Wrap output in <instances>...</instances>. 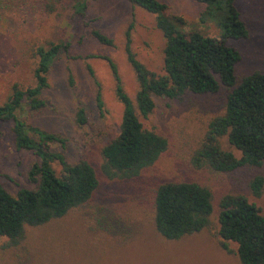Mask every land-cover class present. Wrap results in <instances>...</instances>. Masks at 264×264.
Listing matches in <instances>:
<instances>
[{"label":"rangeland","instance_id":"rangeland-1","mask_svg":"<svg viewBox=\"0 0 264 264\" xmlns=\"http://www.w3.org/2000/svg\"><path fill=\"white\" fill-rule=\"evenodd\" d=\"M158 1L166 6V17L184 21L183 32L219 38L220 16L208 15L204 5L193 0ZM85 2L89 28L111 39L112 46H102L89 36L87 27L73 15V0H0V104L10 96L12 85L21 90L34 86L38 47L68 43L66 52L59 53L49 66L47 86L39 95L43 107L33 112L23 101L15 114L25 125L65 139L63 149L52 144L50 150L63 153L71 163L87 161L98 180L83 206L45 225L25 227L16 244L0 237V264H239L233 244H229L233 252L227 254L216 243V206L224 195H242L264 215V162L257 168L217 173L193 161L208 122L221 112L225 93L155 98L152 112L138 120L144 129L166 139V150L135 179L106 178L100 170L99 150L117 134L122 106L101 57L113 62L123 92L133 101L138 86L124 55V32L129 31L136 59L155 74L161 73L164 40L155 27V16L126 0ZM233 4L247 32L243 39L226 41L240 56L235 78L264 74V0H233ZM97 93L101 109L95 103ZM80 108L84 113L81 124L76 122ZM11 127V122H0V185L15 194L20 188H33L27 172L36 158L30 151L15 148ZM218 145L238 157L224 137ZM52 168L59 169L56 164ZM254 176L263 179L257 198L248 189ZM177 181L206 187L213 211L206 229L168 241L153 227L152 190L159 183Z\"/></svg>","mask_w":264,"mask_h":264},{"label":"trees","instance_id":"trees-1","mask_svg":"<svg viewBox=\"0 0 264 264\" xmlns=\"http://www.w3.org/2000/svg\"><path fill=\"white\" fill-rule=\"evenodd\" d=\"M126 1L155 16V27L164 40L162 66L160 74L148 71L130 49L129 31L124 32V55L138 86L131 101L122 90L113 62L101 57L110 69L115 82L114 94L122 106L117 134L99 150L102 174L109 179L131 180L154 164L166 150L167 141L144 129L138 116L146 118L152 112L155 98L177 100L184 93H225L221 112L208 122L194 163L217 173L261 166L264 162V74L254 72L235 78L234 66L240 56L226 41L243 39L247 32L233 0H193L204 5L208 15L220 16L218 39L195 31L183 32L180 27L184 21L176 16L166 17V6L158 0ZM87 8L85 0H73V15L87 27L89 36L102 46H112L111 39L89 28ZM68 46L61 42L49 43L45 49L38 47L34 86L21 90L12 85L10 96L0 104V122L12 123L15 148L30 151L36 158L27 172L33 188H20L10 194L0 185V237L7 238L10 244L21 239L25 227L45 225L86 204L98 185L97 176L87 161L78 159L71 163L63 153L50 150L52 144L63 149L65 139L25 125L15 114L23 101L33 112L43 107L39 95L47 86L49 66ZM85 68L92 76L90 67ZM95 103L101 109L98 93ZM83 115V110L78 109L77 123H83ZM222 137L238 152V157L219 147L218 139ZM53 164L59 167L57 172ZM262 187L260 176L248 182L249 192L255 198L260 196ZM152 192L153 227L163 239L178 240L208 227L213 205L206 187L188 181L164 182L157 184ZM216 211L218 247L230 254L233 251L229 244H233L239 264H264V215L259 208L242 195H224L218 200Z\"/></svg>","mask_w":264,"mask_h":264}]
</instances>
